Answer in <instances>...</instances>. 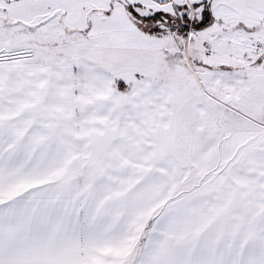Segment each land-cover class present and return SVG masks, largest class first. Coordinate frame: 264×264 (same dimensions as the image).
Wrapping results in <instances>:
<instances>
[{
    "label": "snow or ice",
    "instance_id": "obj_1",
    "mask_svg": "<svg viewBox=\"0 0 264 264\" xmlns=\"http://www.w3.org/2000/svg\"><path fill=\"white\" fill-rule=\"evenodd\" d=\"M0 264H264V0H0Z\"/></svg>",
    "mask_w": 264,
    "mask_h": 264
}]
</instances>
